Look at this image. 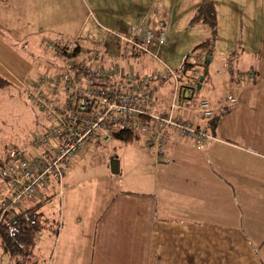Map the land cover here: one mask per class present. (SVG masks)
Returning <instances> with one entry per match:
<instances>
[{
  "label": "crops",
  "instance_id": "crops-1",
  "mask_svg": "<svg viewBox=\"0 0 264 264\" xmlns=\"http://www.w3.org/2000/svg\"><path fill=\"white\" fill-rule=\"evenodd\" d=\"M155 25L167 23L161 19ZM0 61L12 84L26 67L1 41ZM250 67L254 80L233 87L219 72L226 77L223 87L207 99L217 104L234 95L238 100L213 116V139L195 145L172 135L164 162L154 163L140 151L146 161L134 164L131 181L108 180L100 191L87 179L69 184L63 207L68 214L75 211L69 241L78 255L71 256L69 243L64 259L69 256L72 264H264V71ZM79 158L67 170L79 169ZM64 193L65 188L60 200ZM65 249L63 244L59 252Z\"/></svg>",
  "mask_w": 264,
  "mask_h": 264
},
{
  "label": "rangeland",
  "instance_id": "rangeland-1",
  "mask_svg": "<svg viewBox=\"0 0 264 264\" xmlns=\"http://www.w3.org/2000/svg\"><path fill=\"white\" fill-rule=\"evenodd\" d=\"M214 1L216 27L213 29L207 23H190L200 4V1L194 0H0V41L26 65L17 81H12L13 84L10 82L9 87L0 88V154L18 150L22 158L42 156V148L32 145V140L47 129L50 123L32 105L25 92L30 88L31 80L42 74H55L66 69L72 62L83 63L91 68H107L111 62L118 63L120 49L117 35L143 19L145 12L153 29L162 26L155 25L161 19L170 25V43L149 45L148 50L156 54L157 59L148 54L123 57L121 65L126 72H136L137 69L141 74L154 71L166 73L165 66L177 70L185 58L193 64L196 55H201L203 59L208 55L209 48H196L205 40L211 41L212 60L206 68L207 79L202 80L199 90L202 97L209 99L213 93L221 90V80L226 77L220 76L219 72L228 75L225 85L233 87L246 83L250 65L261 66L264 71V52L262 56H254V52L264 51V0ZM75 41L78 44V54L75 56L55 54L51 48L53 43H61L62 46ZM94 50L102 52L106 57L104 62L89 59ZM237 56H241L238 62ZM228 64L231 70L226 69ZM241 66H246L247 70L244 71ZM195 68L199 71L198 78L204 75V66L198 65ZM231 74L239 80L238 83L232 80ZM9 75L10 71L0 61V76L9 80ZM186 75L193 76V69L188 68ZM181 79L184 80L183 77ZM164 84L159 87L158 94L168 97L172 91V82L167 80ZM91 142L92 147L79 158V169L65 170L63 198L60 200L57 196L56 188L51 191L53 187H58L56 183L41 196H49L41 208L45 217L59 222L56 239H46L42 234L37 240V251L45 253V264H72L74 261L69 256L64 259L70 248L69 225L73 224L75 212L68 214V207H63L64 200L70 194L69 184L87 179L91 183L90 187L95 186V190L100 191L101 185L108 180L131 181L134 164L146 161L147 156L140 152L145 150L141 136H136L132 142L114 137L106 142L93 138ZM111 157L121 163V173H111L108 166ZM86 202L80 204L82 212ZM65 216L69 217L64 222ZM63 244L66 249L59 252ZM73 245L70 243L71 256L76 257L78 253ZM10 259L0 240V264H11Z\"/></svg>",
  "mask_w": 264,
  "mask_h": 264
},
{
  "label": "built area",
  "instance_id": "built-area-1",
  "mask_svg": "<svg viewBox=\"0 0 264 264\" xmlns=\"http://www.w3.org/2000/svg\"><path fill=\"white\" fill-rule=\"evenodd\" d=\"M117 37L118 63L91 68L72 62L55 74L50 72L31 80L29 100L50 125L32 140V145L42 148L41 157L22 158L18 150L7 154V162L0 170V177L5 180L0 221L41 199L54 183L61 195L65 170L92 147L93 138L106 142L122 129L135 132L153 162L162 163L172 135L201 145L214 138L207 121L237 103L234 95L223 96L217 104L199 95V71L195 67L205 66L201 55H196L193 64L177 70L165 66L166 73L126 72L121 65L123 57L148 54L157 59L148 50L149 45L170 43L169 27L153 29L147 13ZM60 44H51L55 54L71 53L78 47L76 41ZM93 58L102 63L106 57L94 50L89 59ZM188 68L193 69V76L186 75ZM226 69L231 70V65ZM246 79L252 82V75ZM167 80L172 82V91L165 97L158 90Z\"/></svg>",
  "mask_w": 264,
  "mask_h": 264
},
{
  "label": "trees",
  "instance_id": "trees-1",
  "mask_svg": "<svg viewBox=\"0 0 264 264\" xmlns=\"http://www.w3.org/2000/svg\"><path fill=\"white\" fill-rule=\"evenodd\" d=\"M196 22L207 23L213 29L216 27L215 8L210 0H202V3L195 9L190 23L193 24ZM198 47L209 48L208 55L211 56L210 50L212 44L210 40L199 43L196 48ZM77 54L78 47L71 53H63V55L67 57ZM188 65H190V63H188L187 58H185L182 66ZM206 68L207 67H205L203 75L204 79L205 72L207 73ZM253 80L252 77V81ZM10 84V82L0 76V88L9 87ZM215 124L216 119L213 117L208 126L213 128ZM113 137L124 142H132L136 138V134L135 132L122 129L117 131ZM7 159L8 156L6 152L0 154V170L5 166ZM4 183L5 180L0 177V197ZM48 198L49 196L43 197L18 211L15 216L4 218L0 221V240L3 250L11 258V264H45V253L37 251V240L44 234L46 239L48 238L53 241L56 239L59 232V222L45 217L41 209Z\"/></svg>",
  "mask_w": 264,
  "mask_h": 264
},
{
  "label": "water",
  "instance_id": "water-1",
  "mask_svg": "<svg viewBox=\"0 0 264 264\" xmlns=\"http://www.w3.org/2000/svg\"><path fill=\"white\" fill-rule=\"evenodd\" d=\"M211 61V56L207 55L205 58V67H208L209 63ZM204 79V76L201 75L199 78V83H198V89L201 87V82ZM110 170L112 174H118L119 173V162L116 160L114 157L110 158Z\"/></svg>",
  "mask_w": 264,
  "mask_h": 264
}]
</instances>
